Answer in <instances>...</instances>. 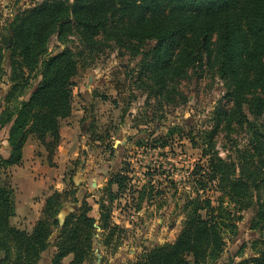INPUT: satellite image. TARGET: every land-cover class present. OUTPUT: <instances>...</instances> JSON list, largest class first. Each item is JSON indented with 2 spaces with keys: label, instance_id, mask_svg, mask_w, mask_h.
Masks as SVG:
<instances>
[{
  "label": "trees",
  "instance_id": "1",
  "mask_svg": "<svg viewBox=\"0 0 264 264\" xmlns=\"http://www.w3.org/2000/svg\"><path fill=\"white\" fill-rule=\"evenodd\" d=\"M9 32L11 85L7 106L0 112L9 154L6 159L0 156L1 171L21 163L29 139L44 148L52 166L59 122L71 114L77 55L68 48L49 53V39L55 35L66 44L75 35L87 49L113 43L140 57L139 80H150V89L177 90L181 81L204 68L223 82L227 99L225 108L215 111L203 151L207 168L195 181L202 191L215 181L221 197L216 205L200 196L186 200L185 219L175 239L153 246L132 264H232L231 258L245 248V233L236 222L248 211L247 230L264 238V125L261 130L255 124L264 112V0H43L16 14ZM2 61L0 49V80L5 75ZM23 95L26 99L19 100ZM232 126H246L249 132V148L237 151L236 162L213 152L218 129ZM123 172L106 182L103 192L109 202L126 190ZM68 195L55 191L48 196L41 218L28 233L11 226L13 193L0 184V264H39L49 247L54 248L50 264H62L69 255V264H92L97 230L106 233L105 245L115 233H125L111 223L105 201L97 202L98 220L89 216L91 207L85 202L61 221L57 216ZM139 198H145L143 192ZM224 232L232 238L231 247ZM251 246L255 248V241ZM252 254L238 264H264V249Z\"/></svg>",
  "mask_w": 264,
  "mask_h": 264
},
{
  "label": "rangeland",
  "instance_id": "2",
  "mask_svg": "<svg viewBox=\"0 0 264 264\" xmlns=\"http://www.w3.org/2000/svg\"><path fill=\"white\" fill-rule=\"evenodd\" d=\"M42 1L0 0V49L5 73L0 80V112L7 106L6 96L11 85L6 62L10 24L16 14L27 11ZM57 48H68L77 55L79 69L74 78L71 107L73 99L80 100V95L77 94L80 86L85 84L93 87V99L89 106L92 119L89 130L90 157L85 159V154L79 152L78 158L72 162L74 175L68 176H75L80 166L88 161L92 169L98 165L96 171L104 172L105 178V181L96 183V187L85 182V173H82L81 186L73 184L74 187L69 181L70 184L60 192H67L69 197L63 202V208L57 217L62 221L68 214L81 210L86 202L91 207L89 216L98 220L97 202L105 201L104 205L110 208L111 223L123 228L125 233H115L108 245H105L106 233L97 230L92 246V264L96 263L97 255L99 264H132L153 246L175 239L185 219L186 200L200 196L210 199L216 205V199L221 197L215 181L206 184L204 191L196 186L195 181L201 175V170L207 168L208 157L203 156V151L207 143L206 135L214 127L215 111L225 108L227 104L223 82L212 71L203 68L195 70L196 74L191 73L187 81H181L177 90L158 91L157 88L147 87L151 84L150 80L144 77L139 80L140 57L131 56L127 48L120 49L111 43L109 47L100 44L96 48L87 49L75 35L69 36L66 44L59 43L54 35L49 39L47 51L55 52ZM24 98L26 99L25 95L19 100ZM255 124L257 129L262 130L260 125H264V112ZM6 137L7 130L0 129L2 158L5 152L1 149V142ZM213 137V152L228 162H236L237 151L249 148L246 126H232L229 129L220 127ZM94 142H98V145H94ZM54 156L55 153L51 162ZM116 158L118 164L114 166ZM107 162L112 163L109 170L103 167ZM17 166L0 170V184L10 187L14 207L16 204L20 208L29 200L19 188L18 180H14ZM118 172H123L128 179L126 190L109 202L103 189L110 176ZM65 176L57 174L54 182ZM112 189L115 192V187ZM141 192L145 195L142 201L139 198ZM38 199L34 198L35 201ZM42 207L34 224L41 218ZM250 216V211L243 212L242 221L236 222V225L240 233H245L242 239L245 251H260L264 249V238L247 230L246 222ZM11 219V226L28 233L34 226L12 224ZM126 222L129 227L125 225ZM141 229L148 232L140 233ZM135 230L137 233H134ZM153 231L158 233L157 237L160 239L164 233L177 234L174 239L166 235L164 240L153 242ZM224 233L225 243L228 244L227 247H231L232 238L227 236V232ZM261 233H264V229ZM254 241L256 246L252 248ZM138 246L142 249L136 253L134 249ZM53 252L54 248L49 247L42 254L39 264H50ZM71 258L70 255L65 257L62 264H69Z\"/></svg>",
  "mask_w": 264,
  "mask_h": 264
},
{
  "label": "crops",
  "instance_id": "3",
  "mask_svg": "<svg viewBox=\"0 0 264 264\" xmlns=\"http://www.w3.org/2000/svg\"><path fill=\"white\" fill-rule=\"evenodd\" d=\"M92 88L93 87L91 85L85 84L83 87H79L77 94L80 95V100L75 101V99H73L70 116L61 121L59 126L60 141L55 152L52 166L49 165L46 152L38 142L29 140L25 143L22 150V162L21 165L15 168V172H17L14 176V180H18V186L26 194L27 200H29V202L24 203V206L20 208H18V206L15 204V214L11 219L12 224H34L38 218V211H40L43 205L44 198L49 196L52 192H61L64 187L66 188V186L70 183H72V185L79 184V186H81L80 182L83 180L82 176L84 175L82 173H85V182L88 181L91 187H96V183H100L102 180L105 181L103 175L104 172H97L99 168L97 167L98 165L92 169V167L89 166L88 161L86 164L80 166L78 172L75 173V176H68L70 174L74 175V173H72V170H74V165L72 162L78 158L79 152L85 154V159L86 157L88 159L90 157L89 152L91 151V144H89V130L92 119L89 106L93 99ZM94 145L97 146L98 142H94ZM1 149L3 152H5V155L2 156L6 158L9 154V146L6 138L1 142ZM114 162V166H116L118 164V159L116 158ZM111 164L112 163L107 162L106 165H103V167L109 170L108 168H110ZM68 170L71 172H68ZM82 170L84 172H82ZM57 174L66 176L63 178L61 177L60 181L54 182V178ZM69 181L71 182L69 183ZM34 198L39 199L35 201ZM127 222L125 225L129 227V222ZM147 232L148 231L144 229H141L140 231V233ZM134 233H137V230H135ZM157 234L158 233H155L154 231L152 232L153 242L160 241L162 239L164 240V237L167 235L164 233L160 239L157 237ZM176 234L177 233H168L167 236L169 238L171 237V239H174ZM226 246H228V244H226ZM141 249L142 248L138 246L134 249V251L138 253L141 252ZM252 256L253 254L250 250L245 251L244 249L242 253L231 258V263L238 264L245 259H250Z\"/></svg>",
  "mask_w": 264,
  "mask_h": 264
},
{
  "label": "water",
  "instance_id": "4",
  "mask_svg": "<svg viewBox=\"0 0 264 264\" xmlns=\"http://www.w3.org/2000/svg\"><path fill=\"white\" fill-rule=\"evenodd\" d=\"M100 261H99V255H97V260H96V263L95 264H99Z\"/></svg>",
  "mask_w": 264,
  "mask_h": 264
}]
</instances>
